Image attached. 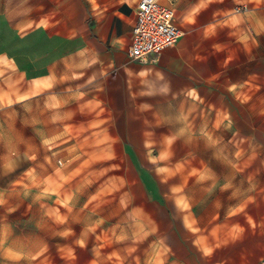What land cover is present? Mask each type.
Here are the masks:
<instances>
[{
	"label": "rangeland",
	"instance_id": "374dc122",
	"mask_svg": "<svg viewBox=\"0 0 264 264\" xmlns=\"http://www.w3.org/2000/svg\"><path fill=\"white\" fill-rule=\"evenodd\" d=\"M0 1L17 7L20 19L32 0ZM40 3L52 21L65 19L61 6ZM258 14V61L233 66L231 40H199L208 44V79L194 92L177 94L145 77L144 65L159 56L129 59L128 74L104 62L103 88L89 85L67 98L65 133L39 138L29 151L34 166L1 165L16 152L5 150L8 136L0 135V264L264 256V0ZM5 30L15 49L13 31ZM19 47L41 59L74 49L46 32ZM59 159L71 162L62 167Z\"/></svg>",
	"mask_w": 264,
	"mask_h": 264
},
{
	"label": "crops",
	"instance_id": "0c3cea01",
	"mask_svg": "<svg viewBox=\"0 0 264 264\" xmlns=\"http://www.w3.org/2000/svg\"><path fill=\"white\" fill-rule=\"evenodd\" d=\"M48 1L62 7L64 20L52 21L51 11L41 13L44 5L40 0H32L28 10L21 12L26 16L17 19V7L10 9L0 1V19L13 31L16 45L15 49L9 48L7 30L1 25L0 135L8 136L5 150L16 152L9 165H1L15 167L16 172L26 163L35 165L29 151L40 147L41 136L65 133L67 98L81 97L89 85L103 88L104 62L114 66L117 73L128 74L133 69L129 50L141 0ZM247 4L255 8V13L245 11ZM173 6L184 35L175 48L165 50L156 62L144 65L146 78L159 79L166 89L177 94L197 90L200 81L208 79L209 62L208 44L199 40H231L229 60L233 66L245 67L253 58L258 61L259 0H173ZM30 22L35 23L32 28L27 26ZM43 32L50 40L61 38L73 44L74 49L59 55L52 51L42 59L35 53L25 55L20 44ZM25 152L27 158L21 156ZM263 262V255L258 258L246 253L208 264Z\"/></svg>",
	"mask_w": 264,
	"mask_h": 264
},
{
	"label": "built area",
	"instance_id": "2783aa9c",
	"mask_svg": "<svg viewBox=\"0 0 264 264\" xmlns=\"http://www.w3.org/2000/svg\"><path fill=\"white\" fill-rule=\"evenodd\" d=\"M183 35L173 0H141L136 8V24L129 56L137 62L159 56L165 50L175 48ZM70 162L58 160L62 167Z\"/></svg>",
	"mask_w": 264,
	"mask_h": 264
},
{
	"label": "bare ground",
	"instance_id": "6f19581e",
	"mask_svg": "<svg viewBox=\"0 0 264 264\" xmlns=\"http://www.w3.org/2000/svg\"><path fill=\"white\" fill-rule=\"evenodd\" d=\"M59 131V130H58ZM42 133H43V131H42ZM41 134V133H40ZM44 134V133H43ZM76 142V141H75Z\"/></svg>",
	"mask_w": 264,
	"mask_h": 264
}]
</instances>
